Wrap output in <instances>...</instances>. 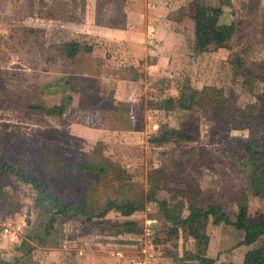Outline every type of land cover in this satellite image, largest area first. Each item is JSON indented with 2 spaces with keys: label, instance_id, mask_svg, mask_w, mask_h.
Returning a JSON list of instances; mask_svg holds the SVG:
<instances>
[{
  "label": "rangeland",
  "instance_id": "374dc122",
  "mask_svg": "<svg viewBox=\"0 0 264 264\" xmlns=\"http://www.w3.org/2000/svg\"><path fill=\"white\" fill-rule=\"evenodd\" d=\"M195 1L0 0V264H242L264 246L211 216L202 239L169 218L215 203L233 222L264 213L247 180L264 135V0H201L231 28L203 49ZM75 40L89 49L61 56ZM8 166L90 219L56 214ZM109 200L142 208L99 216Z\"/></svg>",
  "mask_w": 264,
  "mask_h": 264
},
{
  "label": "trees",
  "instance_id": "16d2710c",
  "mask_svg": "<svg viewBox=\"0 0 264 264\" xmlns=\"http://www.w3.org/2000/svg\"><path fill=\"white\" fill-rule=\"evenodd\" d=\"M222 15V9L213 5H207L201 0H196L190 5L189 18L194 25V46L197 49H203L212 44H221L228 38V31L231 30L229 25L220 23V16ZM88 45H83L78 41L63 42L59 46L60 55L72 59L84 50H88ZM257 135V134H256ZM252 138L251 146L248 148V165L249 176L248 182L250 188L255 193H264V153L260 147L264 144V135L256 136ZM5 166V165H4ZM6 167V166H5ZM86 170L98 173L106 172L107 166L91 162L85 164ZM7 171L17 176L23 182L30 183L37 191V199L42 202L48 201L50 205L56 210V214L67 215L71 212L76 214H86L84 210H81L74 203H64L59 198H54L47 193V189L44 185L39 184L36 176H27L23 170L8 166ZM142 208V203L123 202L116 203L114 200H109L106 204V208L99 213V216H104L107 211L114 209L120 212L122 215H131L135 211ZM190 213L186 218H180L179 215L172 210H168L169 218L175 224H180L183 227L186 225L191 227V233L193 231L194 236L199 239L205 238L201 232V228L207 219L211 216L213 223H224L232 225L236 229L244 232V237L241 244L250 245L260 236L264 235V213L258 215L257 221L253 224H247L245 222H233L229 219L226 213L221 209L218 203L209 204L205 208L191 207ZM50 213V211L48 210ZM87 218L89 216L87 215ZM49 225L53 223L54 213H50ZM135 223L132 221H126L123 227L127 231L130 230V226ZM187 227V226H186ZM47 233L49 231L47 230ZM26 243V242H25ZM242 264H264V246L252 248L248 250L243 257Z\"/></svg>",
  "mask_w": 264,
  "mask_h": 264
},
{
  "label": "crops",
  "instance_id": "0c3cea01",
  "mask_svg": "<svg viewBox=\"0 0 264 264\" xmlns=\"http://www.w3.org/2000/svg\"><path fill=\"white\" fill-rule=\"evenodd\" d=\"M156 4L159 5L158 3H156ZM153 12H154V10H153ZM157 15H158L157 17L159 18V20H161V19L163 18V16H161V15L159 16V14H157ZM95 258H96V257H95ZM96 259H97V258H96ZM104 260L109 261V262H110V261L112 262L113 260H115V261H119L120 259H119L118 256H113V258H111V259L106 258V259H104ZM97 261H99V260H97ZM132 261H133V260H132ZM134 261H136V260H134ZM134 261H133V263H134ZM95 263L97 264L96 261L92 262V264H95Z\"/></svg>",
  "mask_w": 264,
  "mask_h": 264
}]
</instances>
